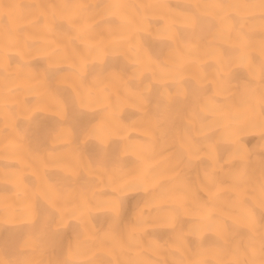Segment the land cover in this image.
Wrapping results in <instances>:
<instances>
[{"label":"bare ground","instance_id":"1","mask_svg":"<svg viewBox=\"0 0 264 264\" xmlns=\"http://www.w3.org/2000/svg\"><path fill=\"white\" fill-rule=\"evenodd\" d=\"M0 264H264V0H0Z\"/></svg>","mask_w":264,"mask_h":264}]
</instances>
